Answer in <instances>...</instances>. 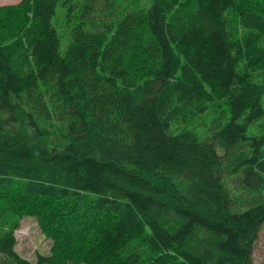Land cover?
<instances>
[{
    "label": "trees",
    "instance_id": "16d2710c",
    "mask_svg": "<svg viewBox=\"0 0 264 264\" xmlns=\"http://www.w3.org/2000/svg\"><path fill=\"white\" fill-rule=\"evenodd\" d=\"M22 215L52 241L35 264H251L264 0L0 7V264H32Z\"/></svg>",
    "mask_w": 264,
    "mask_h": 264
},
{
    "label": "rangeland",
    "instance_id": "374dc122",
    "mask_svg": "<svg viewBox=\"0 0 264 264\" xmlns=\"http://www.w3.org/2000/svg\"><path fill=\"white\" fill-rule=\"evenodd\" d=\"M21 0H0V7L15 6ZM60 50L64 51L69 43L67 29L59 24ZM209 116V115H208ZM208 116L201 118L196 124L199 133H203L205 128L200 124L208 119ZM253 129H251L252 131ZM218 154H222V148L216 144ZM17 244L15 251L22 258L35 264L38 256H49L51 254L52 241L42 233L37 221L30 215H22L18 219V227L14 232ZM251 264H264V226L259 233L254 245Z\"/></svg>",
    "mask_w": 264,
    "mask_h": 264
}]
</instances>
